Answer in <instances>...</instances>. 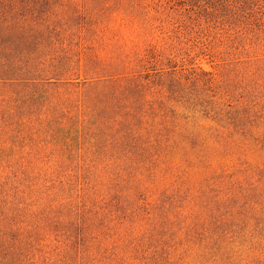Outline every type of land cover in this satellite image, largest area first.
Listing matches in <instances>:
<instances>
[{
  "label": "trees",
  "instance_id": "obj_1",
  "mask_svg": "<svg viewBox=\"0 0 264 264\" xmlns=\"http://www.w3.org/2000/svg\"><path fill=\"white\" fill-rule=\"evenodd\" d=\"M0 264H264V0H0Z\"/></svg>",
  "mask_w": 264,
  "mask_h": 264
},
{
  "label": "rangeland",
  "instance_id": "obj_2",
  "mask_svg": "<svg viewBox=\"0 0 264 264\" xmlns=\"http://www.w3.org/2000/svg\"><path fill=\"white\" fill-rule=\"evenodd\" d=\"M204 66L207 67L208 66V62L204 61Z\"/></svg>",
  "mask_w": 264,
  "mask_h": 264
}]
</instances>
